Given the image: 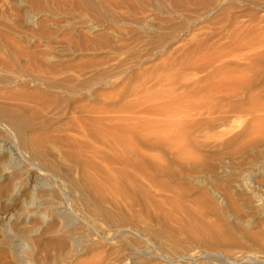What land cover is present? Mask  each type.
I'll return each mask as SVG.
<instances>
[{
  "label": "rangeland",
  "instance_id": "374dc122",
  "mask_svg": "<svg viewBox=\"0 0 264 264\" xmlns=\"http://www.w3.org/2000/svg\"><path fill=\"white\" fill-rule=\"evenodd\" d=\"M0 126V264H264V0H0Z\"/></svg>",
  "mask_w": 264,
  "mask_h": 264
},
{
  "label": "bare ground",
  "instance_id": "6f19581e",
  "mask_svg": "<svg viewBox=\"0 0 264 264\" xmlns=\"http://www.w3.org/2000/svg\"><path fill=\"white\" fill-rule=\"evenodd\" d=\"M16 103H18V101ZM13 149L8 145H0V209L5 215L3 232L9 237L7 239H10L9 241L12 243V248L16 250L20 247L22 242L30 241L31 236L33 238V233L41 231L42 236H47L48 233H52V229L43 225L42 223L44 221L39 227L35 226L36 220L42 221V218H44L42 210H44L45 205L41 201L43 196L41 195L40 198L37 197L36 192L39 190L38 184L36 185L32 176H25L27 173L24 168L20 167L19 170H16V163H18L19 160L18 153L15 151L16 149ZM22 160L24 161V159ZM28 165L31 167V164ZM33 170H36L35 167Z\"/></svg>",
  "mask_w": 264,
  "mask_h": 264
}]
</instances>
